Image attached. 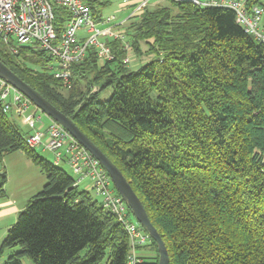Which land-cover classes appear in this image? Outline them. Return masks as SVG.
Returning a JSON list of instances; mask_svg holds the SVG:
<instances>
[{
	"label": "trees",
	"instance_id": "trees-1",
	"mask_svg": "<svg viewBox=\"0 0 264 264\" xmlns=\"http://www.w3.org/2000/svg\"><path fill=\"white\" fill-rule=\"evenodd\" d=\"M85 1L101 20L109 0ZM170 1L148 2L131 16L121 30L128 49L107 37L112 59L102 62L90 46L72 65L70 87L55 77L48 49L21 45L14 53L0 37V59L122 170L163 237L169 264H264V42L229 7ZM69 17L56 9L60 33ZM143 43L152 56L131 68L125 58L130 49L142 56ZM11 114L0 99V197L9 153L23 151L47 181L7 230L1 252L15 250L4 264H24L25 256L34 264H128L123 224L74 184L72 170L30 147ZM145 246L155 255L137 253L139 264H158L157 242L150 236Z\"/></svg>",
	"mask_w": 264,
	"mask_h": 264
},
{
	"label": "built area",
	"instance_id": "built-area-1",
	"mask_svg": "<svg viewBox=\"0 0 264 264\" xmlns=\"http://www.w3.org/2000/svg\"><path fill=\"white\" fill-rule=\"evenodd\" d=\"M200 6H225L237 14L244 29L264 42V6L249 8L247 0H192ZM149 2L137 7L132 15ZM63 7L70 14L61 31L57 30L56 9ZM127 20V19H126ZM123 21L122 24L124 22ZM116 16L97 20L85 0H0V37L18 52L21 45H38L48 49L56 58L55 77L65 86L72 84V65L85 58L94 46L100 60L112 59L107 37L120 38L128 49L130 42L124 33L115 30ZM84 32L85 34H80ZM0 99L4 110L27 121L30 133L28 145L50 151L56 163H67L75 175V185L89 181L91 189L127 230L131 240L128 264H139L136 247L149 243L150 234L131 216L130 207L116 190L108 171L62 124L51 118L48 125L43 116L34 111L33 102L8 80L0 76Z\"/></svg>",
	"mask_w": 264,
	"mask_h": 264
},
{
	"label": "rangeland",
	"instance_id": "rangeland-1",
	"mask_svg": "<svg viewBox=\"0 0 264 264\" xmlns=\"http://www.w3.org/2000/svg\"><path fill=\"white\" fill-rule=\"evenodd\" d=\"M128 0H109V3L104 6L101 10V19L107 18L109 16H116V21L114 22L115 24L121 25L118 28H120V32L124 33V25H122V22L125 21L126 19L129 20L131 18L132 13H130V9L126 8L124 11L121 10L122 6L121 4L126 3ZM144 2V0H141L140 2L134 4V8L132 9L135 10L139 5H141ZM165 5V6H171V1L170 0H149V6L150 7H156L157 5ZM143 9V8H142ZM121 10V11H120ZM140 11V10H139ZM138 11V12H139ZM137 12V13H138ZM136 13V14H137ZM126 25V24H125ZM85 34L84 32L80 33ZM6 45L5 43H1L0 41V48ZM142 48L144 51V54L142 56H138L133 52V50H129V53L127 57L125 58V62L131 66V68H136L140 65L142 61H145L149 59L152 55L147 52V48L145 46V43L142 44ZM48 55H50V52H47ZM111 94V89H108L107 91L102 93L101 98L105 99L108 98ZM34 111H36V108H33ZM38 114H41L43 116V120L46 125L49 124L51 121V118L43 113L41 110H37ZM10 117L13 120H16L21 125L22 119L19 117H16L15 115H10ZM21 131L22 133L27 136L28 133H30L29 127L26 125H21ZM37 150L41 153L43 157H46L48 160L54 162L55 158L54 155L48 151V150H43L41 147H38ZM23 154L22 152L16 151L9 153L5 156L4 158V164L7 169V174H8V180L5 184V189H6V195L3 197H0V205L2 203L6 202H15L17 204L23 205V208L26 206L27 202L29 199L36 195L39 191L42 190L43 186L45 185L47 179L45 174L41 171L40 167L35 165V164H30L28 161L29 159ZM62 166L67 169L68 171H71L69 166L66 163H62ZM92 194L96 196L95 191L90 189ZM22 208V209H23ZM17 218V217H16ZM135 221H137L134 218ZM16 221V220H15ZM9 222V221H8ZM13 222V221H12ZM5 222L0 223V264H4L6 260L9 258L11 252L15 249H5L3 252H1V244L3 239L6 236L7 231H4L3 226L5 225ZM7 230V229H6ZM6 232V233H5ZM146 246H141L137 248V253H145V248ZM23 263L24 264H34L33 260L25 256L23 258Z\"/></svg>",
	"mask_w": 264,
	"mask_h": 264
},
{
	"label": "water",
	"instance_id": "water-1",
	"mask_svg": "<svg viewBox=\"0 0 264 264\" xmlns=\"http://www.w3.org/2000/svg\"><path fill=\"white\" fill-rule=\"evenodd\" d=\"M0 76L8 80L18 90L24 93L43 113L62 124L85 148H87L106 168L113 183L129 205L136 220L143 225L150 236L157 242L159 250L158 264H169L170 257L163 237L151 221L148 212L133 189L131 183L125 177L122 170L112 159L99 148L90 137L85 134L72 118L60 111L54 104L46 99L38 90L21 78L14 70L0 59Z\"/></svg>",
	"mask_w": 264,
	"mask_h": 264
},
{
	"label": "crops",
	"instance_id": "crops-1",
	"mask_svg": "<svg viewBox=\"0 0 264 264\" xmlns=\"http://www.w3.org/2000/svg\"><path fill=\"white\" fill-rule=\"evenodd\" d=\"M140 1L141 0H128L126 3L121 4V6H122L121 10L124 11L126 8H129L130 9V13H133L134 10L132 11V9L134 8L133 7L134 4H136V3L140 2ZM127 21L128 20H126V22ZM126 22H124L122 25H124ZM119 26H121V25L115 24V30L116 31H119L118 30ZM13 115H15L16 117H19L16 114H13ZM19 118L22 119L21 125H25V126L27 125L28 126L27 121H26V119L24 117H19ZM19 152H22L23 154H25L23 151H19ZM25 156H26V154H25ZM28 162L29 163L31 162L30 164H33L31 160L28 161ZM89 184H90L89 181H83V182L80 183V187L81 188L91 189V186ZM22 208H23V205L17 204L15 202H6V203H2V205H0V223H2V222L6 223L3 226L4 231H7L9 229V227L15 222V220L17 219L16 217H18V214L22 210ZM144 249H145L144 250L145 253H143V251H142L141 253L139 252V255L152 256V257L155 255V251L150 246H146Z\"/></svg>",
	"mask_w": 264,
	"mask_h": 264
},
{
	"label": "clouds",
	"instance_id": "clouds-1",
	"mask_svg": "<svg viewBox=\"0 0 264 264\" xmlns=\"http://www.w3.org/2000/svg\"><path fill=\"white\" fill-rule=\"evenodd\" d=\"M118 191V190H117ZM129 206V205H128Z\"/></svg>",
	"mask_w": 264,
	"mask_h": 264
}]
</instances>
